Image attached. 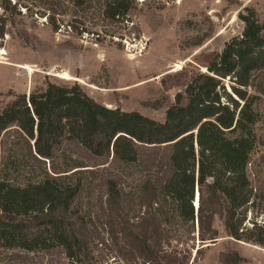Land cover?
<instances>
[{
	"label": "trees",
	"instance_id": "trees-1",
	"mask_svg": "<svg viewBox=\"0 0 264 264\" xmlns=\"http://www.w3.org/2000/svg\"><path fill=\"white\" fill-rule=\"evenodd\" d=\"M23 2L50 12L46 20L57 30V13L49 0H16L13 5L4 0L3 10L11 15L21 13L18 7L28 11ZM70 2L75 9L100 4L102 16L110 21H126L133 9L129 0ZM239 19L242 34L227 42L221 53L207 56L204 73L181 76L184 91L175 96L163 122L108 109L78 85L47 83L43 93L16 95L0 111V136L15 127L38 162H53L67 144L80 148L92 163L66 157L65 171L53 169L23 185L0 177V248L30 253L53 243L73 263L87 261L88 246L99 236L81 215L83 195L95 196L99 218L114 244L120 238L130 249L149 247L160 225L158 214L168 203L184 223H193L195 217L201 224L221 217L227 237L242 241L237 211L252 205L256 196L248 177L256 146V114L248 89L264 71V41L253 11L245 9ZM4 34L2 26L0 38ZM127 180L134 183L133 197L142 214L135 225L123 208ZM253 228L256 236L264 232V224ZM6 262L32 264L18 253Z\"/></svg>",
	"mask_w": 264,
	"mask_h": 264
},
{
	"label": "rangeland",
	"instance_id": "rangeland-1",
	"mask_svg": "<svg viewBox=\"0 0 264 264\" xmlns=\"http://www.w3.org/2000/svg\"><path fill=\"white\" fill-rule=\"evenodd\" d=\"M129 1L133 9L127 20L110 21L102 16L100 4L75 9L70 0H49L57 13L54 31L45 8L23 2L29 10L18 7L21 13L11 15L3 10L4 0H0V27L5 30L0 38V111L16 95L43 93L51 83L78 85L108 109L136 112L163 122L175 96L184 91L181 76L204 73L207 56L221 53L227 42L242 34L239 15L245 9L255 14L264 41V0ZM10 2L13 5L16 0ZM198 40L203 43L193 46ZM248 94L256 114V146L248 177L256 196L252 205L237 211L243 240L227 237L219 216L210 222L203 219V224L198 217L193 223H184L168 203L158 214L160 225L152 243H147L149 247L130 249L120 238L114 244L99 218L95 196L83 195L81 215L99 239L88 246V260L81 264H264V232L256 236L253 228L264 224V71L256 74ZM66 157L92 163L80 148L67 144L53 162H38L28 154L15 127L0 136V177L13 185L38 181L53 169L65 171L69 164ZM134 187L131 180L125 182L123 208L135 225L142 214ZM196 191L200 194L203 190ZM201 209L206 214L204 205ZM16 253L28 257L32 264H75L53 243L30 253L0 248V264Z\"/></svg>",
	"mask_w": 264,
	"mask_h": 264
},
{
	"label": "bare ground",
	"instance_id": "bare-ground-1",
	"mask_svg": "<svg viewBox=\"0 0 264 264\" xmlns=\"http://www.w3.org/2000/svg\"><path fill=\"white\" fill-rule=\"evenodd\" d=\"M177 68V67H176ZM198 194H196V204L198 203V196H197Z\"/></svg>",
	"mask_w": 264,
	"mask_h": 264
},
{
	"label": "water",
	"instance_id": "water-1",
	"mask_svg": "<svg viewBox=\"0 0 264 264\" xmlns=\"http://www.w3.org/2000/svg\"><path fill=\"white\" fill-rule=\"evenodd\" d=\"M196 192H197V191H196ZM196 192H195V200H194L195 202H196ZM197 193H198V192H197ZM193 206H195V205H193ZM213 242H214V241H213Z\"/></svg>",
	"mask_w": 264,
	"mask_h": 264
}]
</instances>
